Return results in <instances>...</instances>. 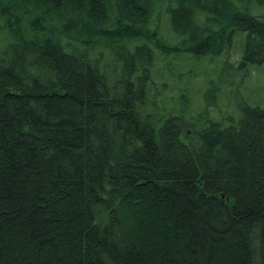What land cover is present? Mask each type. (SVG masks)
<instances>
[{"label": "trees", "instance_id": "trees-1", "mask_svg": "<svg viewBox=\"0 0 264 264\" xmlns=\"http://www.w3.org/2000/svg\"><path fill=\"white\" fill-rule=\"evenodd\" d=\"M254 2L0 0V264H264Z\"/></svg>", "mask_w": 264, "mask_h": 264}, {"label": "rangeland", "instance_id": "rangeland-1", "mask_svg": "<svg viewBox=\"0 0 264 264\" xmlns=\"http://www.w3.org/2000/svg\"><path fill=\"white\" fill-rule=\"evenodd\" d=\"M251 7V12L253 14H264V4H259L257 2H254ZM246 32H236L234 35L233 40V48L231 51V60L234 62H238L243 54L244 48H245V42H246ZM248 73L245 77V80L240 87V93L239 95L236 94V96H232L231 100L237 108V114H240V108L241 105L246 101V103H249L254 106H261L264 107V63L263 64H250L247 66ZM222 70V69H221ZM223 72L225 71H231L230 69H223ZM244 71V68L242 69ZM238 75H236L233 83L231 84V88L235 89L236 85L241 81L242 78V72L240 70L236 71ZM207 75L201 77L202 80L208 79L206 78ZM226 103H223L220 105V108L222 111H226ZM211 117L214 120H219L221 118V113L219 110L215 107H212L210 109Z\"/></svg>", "mask_w": 264, "mask_h": 264}]
</instances>
